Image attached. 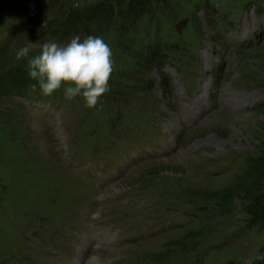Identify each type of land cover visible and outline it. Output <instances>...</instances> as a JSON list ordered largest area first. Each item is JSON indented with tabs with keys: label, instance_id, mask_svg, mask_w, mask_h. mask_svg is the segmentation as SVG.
Wrapping results in <instances>:
<instances>
[{
	"label": "rangeland",
	"instance_id": "rangeland-1",
	"mask_svg": "<svg viewBox=\"0 0 264 264\" xmlns=\"http://www.w3.org/2000/svg\"><path fill=\"white\" fill-rule=\"evenodd\" d=\"M76 35L92 109L24 75ZM0 264H264V0H0Z\"/></svg>",
	"mask_w": 264,
	"mask_h": 264
},
{
	"label": "clouds",
	"instance_id": "clouds-1",
	"mask_svg": "<svg viewBox=\"0 0 264 264\" xmlns=\"http://www.w3.org/2000/svg\"><path fill=\"white\" fill-rule=\"evenodd\" d=\"M33 47L29 43L20 48L16 59L28 57ZM28 68L42 95L52 96L62 89L66 101L82 97L84 106L92 109L110 91L114 62L111 47L103 37L89 35L81 40L76 35L66 45L44 43L40 53L28 59Z\"/></svg>",
	"mask_w": 264,
	"mask_h": 264
},
{
	"label": "trees",
	"instance_id": "trees-1",
	"mask_svg": "<svg viewBox=\"0 0 264 264\" xmlns=\"http://www.w3.org/2000/svg\"><path fill=\"white\" fill-rule=\"evenodd\" d=\"M28 72H29V71H26V72L24 73V75L29 79L30 77H29V75H28Z\"/></svg>",
	"mask_w": 264,
	"mask_h": 264
},
{
	"label": "bare ground",
	"instance_id": "bare-ground-1",
	"mask_svg": "<svg viewBox=\"0 0 264 264\" xmlns=\"http://www.w3.org/2000/svg\"><path fill=\"white\" fill-rule=\"evenodd\" d=\"M95 260H97V262L99 261L98 258H96Z\"/></svg>",
	"mask_w": 264,
	"mask_h": 264
}]
</instances>
